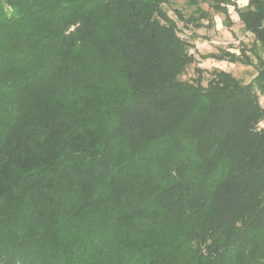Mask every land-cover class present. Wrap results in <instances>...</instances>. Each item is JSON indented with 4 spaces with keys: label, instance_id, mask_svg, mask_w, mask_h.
<instances>
[{
    "label": "trees",
    "instance_id": "1",
    "mask_svg": "<svg viewBox=\"0 0 264 264\" xmlns=\"http://www.w3.org/2000/svg\"><path fill=\"white\" fill-rule=\"evenodd\" d=\"M172 1L0 0V264H264V0Z\"/></svg>",
    "mask_w": 264,
    "mask_h": 264
},
{
    "label": "rangeland",
    "instance_id": "2",
    "mask_svg": "<svg viewBox=\"0 0 264 264\" xmlns=\"http://www.w3.org/2000/svg\"><path fill=\"white\" fill-rule=\"evenodd\" d=\"M248 0H238V4L243 6L247 4ZM202 6L208 9L213 15V25L211 27H188L180 20L176 14V9H180L186 14L192 11L185 0H174L168 5L166 9L171 17L177 20L180 35L193 43L192 51L197 57V63L190 65L184 74L183 79H192L196 76V67H201L204 71L205 82L210 76V72L214 68H222L230 71L241 80L248 82L256 74V69L252 65L242 64L239 62H230L227 60H216L214 58H205V55L210 52H216L220 48H227L239 52L242 43L251 44L254 40L253 35L244 29V25L239 18L234 6H229V11L233 19L231 26L226 25L225 16L222 13H216L209 7L206 2ZM207 23V21H205Z\"/></svg>",
    "mask_w": 264,
    "mask_h": 264
}]
</instances>
